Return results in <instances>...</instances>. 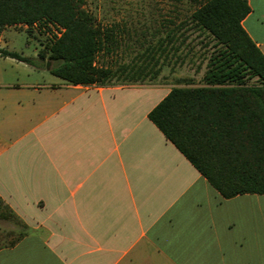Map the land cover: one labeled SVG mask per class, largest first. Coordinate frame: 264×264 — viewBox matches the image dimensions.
<instances>
[{
    "label": "crops",
    "instance_id": "obj_1",
    "mask_svg": "<svg viewBox=\"0 0 264 264\" xmlns=\"http://www.w3.org/2000/svg\"><path fill=\"white\" fill-rule=\"evenodd\" d=\"M191 1L187 17L99 21L118 31L97 55L115 71L101 83L33 80L0 53V264H264V194L225 198L149 118L195 85L178 67ZM247 1L264 53V0Z\"/></svg>",
    "mask_w": 264,
    "mask_h": 264
},
{
    "label": "trees",
    "instance_id": "obj_2",
    "mask_svg": "<svg viewBox=\"0 0 264 264\" xmlns=\"http://www.w3.org/2000/svg\"><path fill=\"white\" fill-rule=\"evenodd\" d=\"M197 2L191 20L214 40L203 84L172 88L149 118L225 198L264 194V53L242 24L250 5L247 0ZM86 3L0 0V36L22 23L29 32L34 25L60 26L64 30L49 39L40 59H48L51 73L70 83H101L115 71L100 66L97 55L113 47L118 31L102 26ZM0 53L32 62L15 51L0 48Z\"/></svg>",
    "mask_w": 264,
    "mask_h": 264
},
{
    "label": "rangeland",
    "instance_id": "obj_3",
    "mask_svg": "<svg viewBox=\"0 0 264 264\" xmlns=\"http://www.w3.org/2000/svg\"><path fill=\"white\" fill-rule=\"evenodd\" d=\"M86 6L100 22H111L112 14H115L120 18V21L126 19L133 22L154 23L158 18L165 19L166 15H170L172 7L182 8L183 12H188L187 14L183 13L185 14L184 17L190 16L188 14L195 8L196 4L191 0H87ZM48 31L46 28L34 27L32 32H29L20 25L5 28L2 37L5 43L4 48L28 57L32 61L28 65L21 63L20 65H12L11 68L15 72H34L33 80L46 81L48 74H51V80L56 78L48 69L50 61L47 59L43 62L39 57V52L45 48L51 38ZM192 40L189 48L190 55H192L191 59L187 64H178V67L181 68L182 76L188 75L195 85H202L208 58L214 49V40L206 31L199 28H195ZM255 82L256 79L249 81V83Z\"/></svg>",
    "mask_w": 264,
    "mask_h": 264
},
{
    "label": "built area",
    "instance_id": "obj_4",
    "mask_svg": "<svg viewBox=\"0 0 264 264\" xmlns=\"http://www.w3.org/2000/svg\"><path fill=\"white\" fill-rule=\"evenodd\" d=\"M18 25H20V26H23L24 28H26V29H28L29 28V25L28 24H26V23H22V24H18ZM17 25V26H18ZM36 25H34V27H35ZM50 28L51 29H48V28H46L47 30H49L48 31V33H50V36H51V38L53 37V35H57V36H59L60 34H61V32L64 30V28H62V27H60V26H55V25H50Z\"/></svg>",
    "mask_w": 264,
    "mask_h": 264
}]
</instances>
